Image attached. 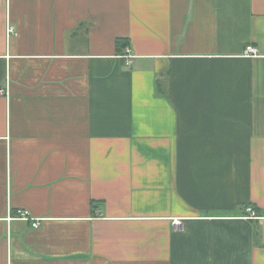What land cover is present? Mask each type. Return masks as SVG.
Masks as SVG:
<instances>
[{
    "label": "crops",
    "instance_id": "0c3cea01",
    "mask_svg": "<svg viewBox=\"0 0 264 264\" xmlns=\"http://www.w3.org/2000/svg\"><path fill=\"white\" fill-rule=\"evenodd\" d=\"M0 89V264H264V0H0Z\"/></svg>",
    "mask_w": 264,
    "mask_h": 264
},
{
    "label": "built area",
    "instance_id": "2783aa9c",
    "mask_svg": "<svg viewBox=\"0 0 264 264\" xmlns=\"http://www.w3.org/2000/svg\"><path fill=\"white\" fill-rule=\"evenodd\" d=\"M13 27L11 25L8 26V32L10 33V31H12ZM246 53H249V54H256L257 53V48L253 45H249L247 46L246 48ZM123 58L125 59V63L127 65H129L131 63V57L132 55L130 54V49L128 47H125L124 48V53H123ZM5 91L0 89V94H3ZM246 210L251 212V214H254V211L253 209L249 206V207H246ZM17 214L18 216L22 217V218H25V219H28V212L26 210H22V209H19L17 210ZM173 224L175 226H179L180 223L178 221H174ZM39 225V219H35L33 222H32V226L34 227H37Z\"/></svg>",
    "mask_w": 264,
    "mask_h": 264
},
{
    "label": "trees",
    "instance_id": "16d2710c",
    "mask_svg": "<svg viewBox=\"0 0 264 264\" xmlns=\"http://www.w3.org/2000/svg\"><path fill=\"white\" fill-rule=\"evenodd\" d=\"M116 42L118 43V46H119V45H120V46H121V45L123 46V45L126 44V40H124V39H117Z\"/></svg>",
    "mask_w": 264,
    "mask_h": 264
}]
</instances>
